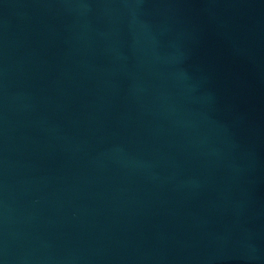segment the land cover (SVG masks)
<instances>
[{
  "label": "water",
  "instance_id": "95a60500",
  "mask_svg": "<svg viewBox=\"0 0 264 264\" xmlns=\"http://www.w3.org/2000/svg\"><path fill=\"white\" fill-rule=\"evenodd\" d=\"M0 264H264V0H0Z\"/></svg>",
  "mask_w": 264,
  "mask_h": 264
}]
</instances>
